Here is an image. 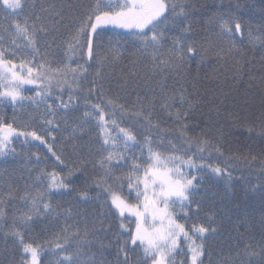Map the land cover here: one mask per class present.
<instances>
[{"label": "snow or ice", "instance_id": "obj_1", "mask_svg": "<svg viewBox=\"0 0 264 264\" xmlns=\"http://www.w3.org/2000/svg\"><path fill=\"white\" fill-rule=\"evenodd\" d=\"M195 10L196 5L191 0H89L76 7L71 4L58 7L55 3L37 6L35 0L32 3L0 0V15L7 22L0 41H10L15 49H30L20 55L13 49L6 55L8 49L0 47V106L13 107L11 121L0 113V157L15 153V148L11 147L13 138L24 137V144L31 138L48 148L57 165L68 169L66 176L40 169L32 184L25 182L22 193L18 185L10 183L4 186L6 190H0V241L6 246L4 251L9 250L11 241L14 253H19L18 258L13 255L7 264H41L46 246L57 257L55 264H205V257L209 255L206 242L217 228L212 223L214 214H207L206 220L200 218L204 211L200 189L205 180L201 173L206 172L209 179L224 180L230 189L236 158L228 157L222 164L224 152L220 139L213 143L205 135L189 134L195 131L189 124L194 101L185 95L186 89L178 95H170L163 81L160 82L163 98L159 108L172 120V126L165 127L160 122L162 117L155 116L159 99L155 89L150 90L151 96L138 94L128 107L105 95L100 71L109 60L108 55L101 56V52L110 53L112 62L123 54L113 45V37L107 32L109 28L125 30L133 46L150 56L153 75L157 70L163 74L165 70L183 69L189 59L204 50L197 49L191 35L196 23ZM21 15L25 17L22 23L18 20ZM208 22H215L219 27L217 36L227 44V53H236L233 60L237 74L242 72L244 60L237 37L241 42L246 37L253 47L259 44L264 48V32H246L239 16L229 14L228 18L221 16L218 20L210 17ZM62 29L67 36L64 56L71 61L75 55H86L85 63L78 61L72 67L61 60L53 65L48 59L47 48L52 46L48 37L53 34L55 39V34H60ZM173 31L179 35L170 36ZM168 39H171L170 46L166 43ZM21 40L26 44H21ZM224 52L225 48L220 46L217 54ZM15 58L19 63L14 62ZM261 59L264 61V57ZM92 63L99 67L89 81V67L85 64L91 66ZM24 85H34L35 94L23 95ZM65 89L67 100L64 99ZM93 96L97 97V102L92 101ZM49 97H54L53 103H49ZM25 100L35 106L29 113L30 118L48 126L42 130L44 135L38 134L31 123H17L16 111L25 108ZM81 101L82 116L77 114ZM177 103L180 107H175ZM69 118L79 121L72 128L70 140L74 141L77 134H86L92 121L99 129L100 143L95 159L80 163V167L85 168L91 162L98 174L92 179L99 190L95 197L88 191L78 193L81 200H94L99 204V213L91 220L71 208L61 211L59 205L51 202L53 193L72 190L68 178L77 170L69 168L65 154L56 151L54 144L46 139L50 136L54 142L52 129H59L61 123L67 126ZM125 118L140 126L143 130L140 138L132 125L122 126L119 122ZM257 119L259 124L246 130L264 139V110ZM72 149L76 153L75 144ZM213 153L216 163L209 159ZM255 159L253 156L252 160ZM259 169V179L264 181V160ZM257 188L262 189L264 198V183L254 185L252 191ZM17 200L22 207L12 204L15 210L9 214L6 211L9 203ZM53 218L62 219L65 226L53 233L51 239L41 240L36 223L44 224L41 231H46L47 222ZM261 223L264 227V217ZM240 237L244 240L243 233ZM237 248L235 258H225L220 264H264V236L259 245L244 242L243 247L237 245ZM0 264L5 262L0 261Z\"/></svg>", "mask_w": 264, "mask_h": 264}, {"label": "trees", "instance_id": "obj_2", "mask_svg": "<svg viewBox=\"0 0 264 264\" xmlns=\"http://www.w3.org/2000/svg\"><path fill=\"white\" fill-rule=\"evenodd\" d=\"M28 2L32 3L33 0H28ZM88 2L89 0H35L37 6L40 3H55L58 7L68 4L76 7ZM191 3L196 5L193 13L196 23H194L191 35L196 41L197 49L203 48L204 50L189 59L183 69L178 72L169 69L163 74L157 70L153 75L150 56L142 54L137 47L133 46L125 30L109 28L107 32L113 37V45L118 47L123 54L118 61L112 62L110 53H100L101 56L108 55L109 57L108 62L100 68L101 82L104 84L105 95L118 99L120 103L128 107L133 105L138 94L141 97L151 96L150 90L155 89L159 97L156 101L155 116L162 117L160 122L165 127H171L172 120L159 108L160 99L163 98L160 93V82L163 81L170 95L173 93L178 95L186 89L185 95L194 101V110L189 117V124L190 128L195 131L189 134L205 135L213 143L220 139L224 152V158L220 161L222 164L228 157L236 158L233 160L230 189L225 186L224 180L209 179L206 172L201 173L205 176V180L200 189V195L203 197L201 203L204 208L200 218L206 220L207 214H214L212 223L217 228L216 233L211 235L206 242L209 255L205 257V264H209V261L211 264H220V261L225 258H235L239 250L237 245L243 247L244 242L259 245L264 236V227L261 223L264 217L262 189L257 188L255 192L252 191L254 185L264 183L259 179L261 176L259 165L264 160V139L258 137L255 132L249 134L246 130L247 127L259 124L257 117L264 110V87H262L264 61L261 59L264 57V48L259 44L253 47L246 37L243 42L237 37V45L244 55L242 72L237 74L234 71L233 60L236 53H227V44L217 36L219 27L215 22L209 23L208 21L210 17L218 20L221 16L228 18L229 14H233L241 18L246 32L250 30L254 34H259L264 32V0H191ZM65 12H69L67 7ZM24 18V15L18 17L19 22L22 23ZM4 27H7V22L0 15V34H3ZM169 35H179V33L173 31ZM66 38L63 29L60 34H55V39H53V34L49 35L48 43L52 46L47 48L48 59L53 62V65L61 60L64 63H70L72 67H75L78 61L85 63L86 55L83 57L75 55L71 61L64 56L67 47L64 43ZM104 42L107 44V37ZM20 43L26 44V41L21 40ZM166 43L170 46L171 39H168ZM220 46L225 48V52L218 55ZM0 47L8 49L6 55H10L15 49V46L7 40L0 41ZM41 48L44 51L45 46L42 44ZM15 51L20 55L27 53L30 49L20 48ZM164 55H167L166 50ZM14 62L19 63V59L15 58ZM85 66L89 67L88 79L90 81L95 76L99 65L92 63L91 66L88 64ZM120 85L125 86L120 87ZM22 91L25 96H33L36 88L34 85H26ZM64 99L67 100V89H65ZM91 99L97 102L96 96ZM53 101L54 97H49V103ZM24 104L23 110L17 109L16 111L17 123L21 125L25 122L31 123L38 134L44 135L42 130L47 129L48 126L38 120H32L29 113L34 111L35 106L28 100H25ZM80 104L77 114L82 116L83 101ZM175 107H180L179 103ZM0 113L11 121L13 107L11 105L0 106ZM119 122L122 126L132 125L140 138L139 133L143 130L138 124L133 125L132 120L128 118ZM78 123V120L69 118L67 126L61 123L59 129H52V135L56 138L54 142L50 136L46 137L49 143L54 144L56 151H62L65 154L68 167L77 169L68 178L72 190L53 193L51 202L59 205L61 211L71 208L74 212H79L81 217L86 216L91 220L93 216L98 215L99 204L94 200H81L78 193L88 191L91 196L95 197L99 190L95 188L92 179L98 174L91 162L87 163L85 168H81L80 163L85 159H95L96 148L100 143L99 129L95 127V121H92L88 125L86 134L83 136L77 134L74 141L68 139L72 128ZM115 134L113 132V135ZM73 144L76 145V153H73ZM11 147L15 148V153L0 158V190H6L4 186L10 183L13 186L18 185L22 193L25 182L32 184L36 174L42 168L46 171L54 170L61 176L67 175L68 169L57 165L48 148L40 142L29 140L28 144H24L21 140H14ZM37 156L40 157L39 160ZM253 156L256 157L255 160H252ZM209 159L216 163L215 153ZM124 192L126 195L127 188ZM12 204H15L17 208L22 207L19 200L11 201L6 209L9 214L15 210ZM129 219L134 218L129 217ZM35 226L39 238L43 240L51 239L52 234L58 232L65 224L62 219L53 218L47 222L46 231H41L45 227L44 224L36 223ZM113 226L115 228V223ZM241 233L244 235V240H241ZM25 238L28 239V236L26 235ZM5 247V244L0 241V261L7 264L13 259V255L18 258L19 253H14L11 241H9L8 251H4ZM112 251L114 253V250ZM111 258L110 256L109 259ZM56 259L53 251L46 246V250L41 254V264H55Z\"/></svg>", "mask_w": 264, "mask_h": 264}, {"label": "rangeland", "instance_id": "obj_3", "mask_svg": "<svg viewBox=\"0 0 264 264\" xmlns=\"http://www.w3.org/2000/svg\"><path fill=\"white\" fill-rule=\"evenodd\" d=\"M24 86H26V85H24ZM23 86V87H24ZM13 140H21V141H23L24 140V137H19V138H13ZM29 140H31V138H29ZM31 141H35V140H31ZM39 142V141H38ZM0 158H3V157H0Z\"/></svg>", "mask_w": 264, "mask_h": 264}]
</instances>
